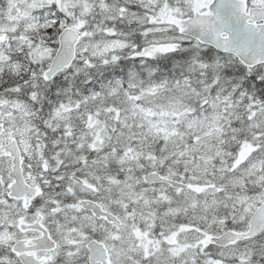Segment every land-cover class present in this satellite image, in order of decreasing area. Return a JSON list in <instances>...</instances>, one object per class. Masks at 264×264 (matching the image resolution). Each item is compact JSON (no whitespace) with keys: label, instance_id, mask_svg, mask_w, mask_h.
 I'll return each mask as SVG.
<instances>
[{"label":"snow or ice","instance_id":"snow-or-ice-1","mask_svg":"<svg viewBox=\"0 0 264 264\" xmlns=\"http://www.w3.org/2000/svg\"><path fill=\"white\" fill-rule=\"evenodd\" d=\"M0 264H264V0H0Z\"/></svg>","mask_w":264,"mask_h":264}]
</instances>
